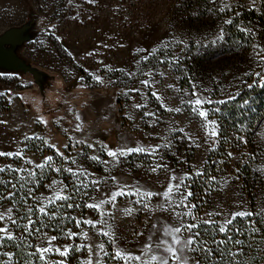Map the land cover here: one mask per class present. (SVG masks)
I'll return each instance as SVG.
<instances>
[{"label": "rangeland", "instance_id": "374dc122", "mask_svg": "<svg viewBox=\"0 0 264 264\" xmlns=\"http://www.w3.org/2000/svg\"><path fill=\"white\" fill-rule=\"evenodd\" d=\"M221 7L225 8L224 12L219 11ZM248 9L264 12V0H255V4L253 0H95L94 3L0 0V152L23 150L22 157L0 156V168L35 169L46 157L52 156L51 167L36 169L39 184H43L33 192L32 199L51 197L53 189L48 186L54 180L68 186L65 176L77 186L79 182L72 173L56 172L55 167L87 169L89 175L82 176L86 183L92 179L108 180L106 185L101 183L99 191L91 185L81 188L89 194L87 205L98 203L106 196L110 198L109 190H120L109 179L112 175L125 192L117 196L113 202L115 207L111 204L101 209L87 207L84 217L79 218V226L70 229L78 234L72 239L49 230H42L47 237L35 236V246L48 247V240L55 236L57 239L51 242L53 249L59 247L63 251L65 246L72 249L67 257L55 252L46 254L48 263L86 264L87 247L78 252L75 249L81 244H90L91 264H124L114 258L115 251L123 249L140 254L158 218L179 226L174 217L169 218L170 213L157 211L153 215L141 204L134 203L135 195L128 194L137 186L141 190H166L172 173L163 169L151 172L157 163L167 164L178 176L192 174L186 181L192 192H195L193 180L200 179L194 176L195 171H204L202 178H208L209 185L203 187L201 182L197 183L203 188L188 201L189 206L199 207L194 210L198 218L223 223L233 213L246 211L264 220V120L251 135L239 134L247 143L232 141L223 150L219 149L220 142L205 143L204 121L181 103V98H196L191 95L192 83L197 85V91L207 89L201 95L214 101L226 100L238 92L248 70L243 64L233 65L229 59V24L225 21ZM221 28L225 38L217 40ZM138 49L144 51L138 52ZM145 55L146 61L141 59ZM105 66H111L114 71ZM119 69L136 75L126 76ZM115 71L120 73L114 74ZM96 76L103 82H98ZM144 79L150 84L142 85L140 81ZM153 92L163 98L167 107H179L182 111H167ZM138 103L145 107L136 108ZM215 107L219 103L205 105V110L210 112L209 119L219 122L218 116L211 113ZM145 112L156 116H147ZM157 118L159 122L153 125L152 121ZM77 125L82 131H77ZM217 130L220 132V123ZM25 136L32 139L25 140ZM166 136L172 141L171 148L162 147ZM215 139L220 141L221 136ZM81 140L94 147L80 144ZM101 145L109 149L122 145L161 147L155 155L134 153L120 158L119 164L105 165L87 158L98 156L111 162L113 158L106 155ZM57 149L68 159H62ZM26 159L33 163L26 164ZM73 159L76 164H72ZM68 193L69 186L59 195ZM33 201L37 208L41 204L46 209L50 206L43 199ZM160 202L161 197H153L150 204L155 206ZM9 208H14L13 203L0 199V214L5 215L0 228L7 225L14 235L15 225L7 218ZM126 209H133L132 214L128 215ZM101 212L107 221L105 225L96 223L102 218ZM11 217L16 220L14 209ZM86 220H92L96 227L83 223ZM184 222L192 221L185 217ZM102 232L114 235L116 244H111L109 236ZM99 244L104 245L108 256L98 251ZM190 264H196L192 254Z\"/></svg>", "mask_w": 264, "mask_h": 264}, {"label": "snow or ice", "instance_id": "6c2138e0", "mask_svg": "<svg viewBox=\"0 0 264 264\" xmlns=\"http://www.w3.org/2000/svg\"><path fill=\"white\" fill-rule=\"evenodd\" d=\"M71 2V0H70ZM89 3H94L95 0H88ZM253 4H255V0H253ZM227 7V5H226ZM220 12H224L225 8L221 7L219 9ZM227 24H232L233 21L231 19L225 21ZM55 27V26H53ZM242 31H249L247 29H242ZM224 37V29L221 28L220 30V35L217 37V40H223ZM59 39V37H57ZM216 41H212V43H215ZM178 43H185L184 41H178ZM197 44L200 43V41H196ZM168 45L165 44L164 48H167ZM185 47H187V44H185ZM138 52H143V49H138ZM153 52L157 51L156 49L152 50ZM89 55H92V53H89ZM142 60H148V56H143L141 57ZM102 63V62H101ZM140 61H137V64H139ZM109 71H114V69L111 68V66H105ZM119 71L123 72L126 76H135V72H128L125 69H119ZM147 75L151 76L152 73H148ZM163 75V73H161ZM245 75H249V73H245ZM256 77H260L259 81V87L264 88V76H261V73L257 72L255 73ZM95 79L98 82H103L102 78L100 76H96ZM140 83L142 85H149L150 82L147 79L141 80ZM192 93L191 95L193 97H196L194 100H184L181 98V103L186 104L192 113L194 115L199 116L203 121L204 124L202 125L206 131V138H205V143L212 142L214 145L218 144L220 141L215 139L216 137L220 136V132L217 130L219 127V122L215 119H209L210 112L208 110H205V105H210V104H226L227 101L225 100H219V101H214L211 98L207 96H202V92H207V89H201L200 91H197V85L195 83H192ZM169 87H172V85H169ZM248 87H252V85H248ZM133 91L139 92V89H133ZM179 91V89H177ZM2 95V94H0ZM153 96H156L157 100L160 101L161 105L166 107V110L169 112H181L182 109L177 107V108H170L164 105V100L163 98L156 92L152 93ZM185 95H187V92L185 91ZM230 100H234L235 96H229ZM247 103V101H245ZM136 108H143L145 105L143 104H135ZM222 111L221 108L215 107L211 110L212 114L215 113H220ZM145 115L147 116H152L155 117L156 114L153 112H145ZM79 119V117H77ZM159 122V119H154L152 121V124L155 125L156 123ZM46 123V121H45ZM77 131H82L81 126L77 125L76 126ZM174 129H170V131H173ZM180 131H183V129H180ZM32 137L25 136V140H30ZM237 139L242 140L244 143H247V140L244 139L243 136L237 137ZM80 144H87L89 148L94 147L93 144L88 143L85 140L79 141ZM172 146V141L166 136L164 137V144L162 147L164 148H171ZM52 148H56L55 144L51 145ZM64 147H68L67 144L64 145ZM103 149L106 150V155L110 158H113V160L110 162L108 160H101L100 157L98 156H90L87 157L88 159H91L93 161H98L102 164L105 165H110L111 163L119 164L120 158H127L131 154L134 153H145L148 152L152 155H155L157 153V149L161 147V145H155V146H149L148 148H145L142 145H137L135 147L133 146H128V145H122L119 146L115 149H109L107 145H101ZM196 147L199 148L200 144H196ZM57 153L62 157V159L67 160L68 157H65L63 153L59 152V149H57ZM78 155H84V153H79ZM0 156H16V157H22L23 156V150L19 152H0ZM228 156L231 157L232 153L229 152ZM53 162V157L48 156L45 158V161L41 164H37L35 169H26V168H12L11 166L8 167V171L15 172L18 175V180L17 183L11 184V187L13 189L17 188V185H19L20 189L23 190L25 186L28 184H39L40 180L37 175L36 169H44L45 167H51ZM26 164H32L33 161L26 159L25 160ZM77 161L75 159L72 160V164H76ZM194 167V166H193ZM160 169H163L164 172L166 173H172L169 176V183L167 185L166 190L162 192H157V191H152V190H141L138 186L131 190L128 194L129 195H135L137 199L134 201L136 204H141L145 210H149L151 214L155 215L157 211L160 213H165L168 212L170 213V217H174L176 221L179 222V226H173L172 224L168 223V220H164L161 222L159 218L157 219V223L152 225L153 231L151 234H149L146 237V243L144 244L141 253L140 254H132L130 252H126L123 249H117L114 253V258L117 260H122L124 264H133V262H139V264H170L171 262H174V264H190V254L195 253V252H202L206 253L209 258L213 257V248L208 247V241L206 239L202 238V232L201 228L203 226H211L213 227L216 231L222 234H227L229 231V226L233 224V221L237 217L241 218H246V217H251L254 215L252 212H246V211H239L235 212L232 214V218L228 219L225 218L223 223H218L216 221H213L211 219H202L198 218L197 215H195L194 210L196 209L197 205L192 204L189 206L188 201L189 198L194 195V193L190 190L191 185L189 183H186L188 180L189 176L192 174L186 173L184 175H176L172 172L171 169H169V166L167 164H162V163H157L154 167H151L150 171L153 173L158 172ZM56 172H61L67 171L69 173H72L73 176L76 177V181L79 183L77 186L74 188V191L76 192L77 195H82V196H88V192L84 191L81 193L80 189L84 188L87 189L89 185L94 187L97 191L100 190V185L101 183H104L105 185L108 183V180L105 179L104 181H101L100 179H92L89 183H86L82 176L83 175H89L88 170L83 168V167H78L76 170H74L71 167L61 169L60 167H55L54 169ZM6 171L5 168H0V173H4ZM109 171H111V167H109ZM239 171V170H237ZM43 173H41L42 175ZM205 175L203 170H197L194 173L195 177H201ZM109 179L113 182H116L117 187L120 189L118 192H113L109 190L110 193V198L106 196L105 198H102L99 200L98 203H93V204H88L87 207L89 208H95V209H101L102 206L104 205H109L111 204L112 207H115V204L113 203L118 195H124L125 192L123 188H120L119 181L117 180V177L115 175H112L109 177ZM212 180H215L216 177H211ZM10 183V181H0V184H6ZM75 183V182H74ZM53 186H58L54 188ZM50 189H53V195L51 197H33V199L36 200H46L48 205H54V202L57 200L60 201H69L72 199L71 195H59V193H63L65 189H67V185L63 184L62 181H53L52 185L48 186ZM16 193L15 192H10L8 193V196L6 198L12 199L15 197ZM28 196L32 197V189H29ZM153 197H161L162 202L156 204L155 206H152L150 204V201ZM4 197H0V199H3ZM93 200H96V197H92ZM26 203V201H25ZM66 206L68 208L72 207H79V205H73L72 203H67ZM185 209L184 211H177L176 209ZM38 212L43 214L44 216H49V215H56L55 212L49 213L46 211V206L41 204L38 207ZM13 209L9 208L8 209V219L11 221L12 225H15L17 227H20V225L17 224V221L15 219H12L11 213ZM128 215L132 214L133 209H126L125 210ZM33 214V209L29 207L27 209V215H28V224L24 225V230L25 232H28L29 235H35L37 239H40L41 237H47L46 232H42L41 228H35V231H32L31 226L37 221H34L31 219V216ZM209 216L213 215V213H208ZM215 215H220V213H215ZM101 219L97 221L96 223H99L100 225H105L107 224V221L103 218V212H101ZM185 217H190L191 221L190 223H185L184 218ZM5 220V215L0 214V221ZM40 223L43 225V227H47V224L43 223V220L40 221ZM77 225L81 223L80 221L76 222ZM83 223L87 225H91L92 227H96V223H94L92 220H86L83 221ZM109 228V231H111V225H107ZM205 231H208L207 228L204 229ZM237 234L239 235H244V233L239 229L236 228L235 230ZM253 232L257 231V229L253 228ZM101 234L109 236L108 232H102ZM185 234H187L185 236ZM68 238L72 239L77 233H72L71 230L68 231L67 233ZM140 235H143L141 233ZM84 236H87V233H84ZM16 237L8 230V226L5 225L4 228H0V247L4 246L5 241H14ZM57 237L53 236L48 240V247H39L38 245L35 246V251L34 252H28L27 257L25 260L22 262V264H37V261L33 259L34 257L38 256L39 257V264H46V254L48 253H57L62 257H67L72 250L70 246H65L64 250L61 251L59 247L53 249L51 246V242L56 240ZM109 241L111 244L115 245L116 244V238L114 235L109 236ZM212 243L216 245L215 251L221 253L220 259L217 261L216 259L212 260V264H225L224 262V248L230 244L233 243V237L231 235H227L226 239H212ZM234 243L236 245H243L244 241L243 240H235ZM203 245V247H201ZM19 247V246H17ZM27 247L31 248L33 245H28ZM84 247H87V251L89 253V260L86 262V264H91V254L93 251L92 245H79L76 247V251L82 250ZM98 251L103 253L104 256H108L109 253L105 251L104 245L99 244L96 246ZM230 257H232V260L229 262V264H245L244 261H241L239 259H236V257L242 255V250L238 252H231L229 251L227 253ZM18 254L16 253H7V252H0V257H6V260H0V264H21V262L17 259ZM59 264H62V262H59ZM99 264V262H98Z\"/></svg>", "mask_w": 264, "mask_h": 264}, {"label": "trees", "instance_id": "16d2710c", "mask_svg": "<svg viewBox=\"0 0 264 264\" xmlns=\"http://www.w3.org/2000/svg\"><path fill=\"white\" fill-rule=\"evenodd\" d=\"M233 23L229 24L228 28V46H229V59L233 65L243 64L247 68L249 75L246 76L244 83L238 89V92L234 95L235 99H226V104H219V108L222 109L220 113H215L218 116L220 123V144L219 149H226L228 144L232 141L239 142L237 139L239 134L244 133L251 135L257 125L264 120V88L259 87L260 77H256L255 73H261L264 76V12H257L253 9L242 10V12L232 19ZM247 29L249 31H242ZM119 71H115L114 74H119ZM129 79V78H128ZM252 85V87H248ZM247 101V103H245ZM213 164L212 168H214ZM194 179L193 180V198L196 197L198 191L205 185H209L208 178ZM69 186V193L72 199L65 201H56L54 205H50L46 211L49 213L55 212L56 215L44 216L38 212L32 197L28 196L29 189H32V193L37 191L43 184H28L20 189L17 185L16 189L11 187V184L17 183L18 175L15 172L6 171L0 173V181H10V183L0 184V193L4 197V201H10L14 206V215L17 224L20 227L15 226L14 241H5L4 246L0 247V252L16 253L17 259L21 262L25 260L28 252L35 251V235H29L25 232L24 225L28 224L27 209L31 207L33 214L31 219L37 221V223L31 226L32 231L35 228H41V230H49L53 233H57L61 236L67 235L68 231L74 230L78 227L77 221L79 218H83L87 212V200L89 196L77 195L74 191L76 184L70 180L69 176H65ZM201 182L203 187H199L197 183ZM81 193L83 191L80 189ZM15 192L16 195L12 199L6 198L8 193ZM89 195V194H88ZM26 201V203H25ZM67 203L73 205H79V207L68 208ZM199 208V207H197ZM43 220L47 227H43L40 221ZM207 228L208 231L204 229ZM239 228L244 235H239L235 231ZM255 228L257 231L253 232ZM202 238L208 241V247L213 248V257L209 258L206 253L195 252L192 253L196 264H212V260L220 259L221 253L215 251L216 245L212 243V239H226L227 235L233 237V243L228 244L224 248V262L229 264L232 257L227 255L229 251L238 252L242 250V255L236 257L245 264H264V220L261 216L254 214L251 217L241 218L237 217L233 224L229 226L227 234H222L216 231L211 226H203L201 229ZM243 240V245H236L235 240ZM33 245L29 248L28 245ZM19 246V247H17ZM203 247V245H201ZM6 257H0V260H6ZM33 259L39 264V257L36 256ZM46 264H50L46 261Z\"/></svg>", "mask_w": 264, "mask_h": 264}]
</instances>
